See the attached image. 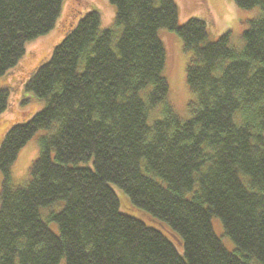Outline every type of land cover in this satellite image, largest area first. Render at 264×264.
<instances>
[{"label": "trees", "instance_id": "trees-1", "mask_svg": "<svg viewBox=\"0 0 264 264\" xmlns=\"http://www.w3.org/2000/svg\"><path fill=\"white\" fill-rule=\"evenodd\" d=\"M65 1L0 0V77L27 42L58 22L61 30L25 84L43 108L0 141V264H264V0H232L260 10L240 51L226 33L209 40L200 19L178 25L173 0H107L115 41L92 4L61 23ZM161 28L190 54L188 120L167 102ZM9 88L0 87V113ZM39 130L47 134L30 179L15 186L10 168ZM112 185L127 195L125 211L139 216L131 205L165 224L156 225L175 234L179 250L122 212ZM58 201L43 218L40 210ZM213 216L234 251L214 233Z\"/></svg>", "mask_w": 264, "mask_h": 264}, {"label": "rangeland", "instance_id": "rangeland-1", "mask_svg": "<svg viewBox=\"0 0 264 264\" xmlns=\"http://www.w3.org/2000/svg\"><path fill=\"white\" fill-rule=\"evenodd\" d=\"M178 10V25L184 24L190 18L202 20L207 29L208 39L216 40L223 34H228L230 46L240 51L243 48L242 33L248 28L249 22L256 18L260 10L254 8L245 10L238 8L232 0H173ZM95 6L94 9L100 15V30L111 29L114 33V41L117 37L116 27L114 25L115 9L107 0H66L61 14V23H67L75 15L76 8ZM60 20V19H59ZM61 30L59 22L56 27L48 34L41 36L35 40L26 43L24 57L18 65L9 73L0 77V87L8 86L9 99L7 109L0 113V141L2 140L7 128L12 124L24 123L29 118L40 111L45 102L39 99L32 92L25 89V84L32 75L33 70L50 54L51 49L59 41ZM165 49V65L163 76L166 78L169 86L167 102L172 106L174 111L182 120H188L191 117L189 112V101L192 94L187 86L185 77V67L189 59V52L184 50L181 39L173 32L165 28L158 31ZM161 105H158L149 117V123L160 116ZM47 134L46 130H39L20 150L18 156L10 168L12 184L25 185L29 181V168L33 160L38 155V140L41 136ZM84 166V163H79ZM2 175L0 174V186ZM120 202V210L128 215L136 217L146 225L158 229L172 241L178 248L176 241H173L172 234L165 233V227L157 228V221L142 210L129 205V209L135 210L139 216H136L123 209V200L128 201L127 195L118 187L112 185ZM129 202V201H128ZM62 206V202L58 201L52 205L40 210L43 218L49 212L58 211ZM126 207V205H124ZM151 217V218H150ZM151 224H150V223ZM212 227L216 236L221 240L222 244L228 251H234L233 241L225 234L220 219L216 216L212 217ZM163 224V223H161ZM166 226L165 224H163ZM49 228L58 234V227L55 222H48ZM167 227V226H166ZM175 236V234H174ZM176 237V236H175ZM179 250V248H178ZM252 264H259L254 262Z\"/></svg>", "mask_w": 264, "mask_h": 264}]
</instances>
